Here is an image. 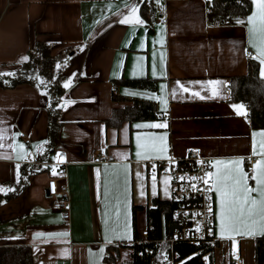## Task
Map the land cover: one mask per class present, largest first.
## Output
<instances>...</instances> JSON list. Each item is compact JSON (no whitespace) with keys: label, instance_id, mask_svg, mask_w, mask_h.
Masks as SVG:
<instances>
[{"label":"crops","instance_id":"obj_1","mask_svg":"<svg viewBox=\"0 0 264 264\" xmlns=\"http://www.w3.org/2000/svg\"><path fill=\"white\" fill-rule=\"evenodd\" d=\"M152 1L146 9L143 0H0V69L17 67L35 42L46 41L63 90L62 125L49 150L51 96L33 83L0 87V194L20 190L0 201V246L31 247L33 264H103L107 249L117 243L126 245L118 248L115 264L131 262L132 206L143 207L136 228L144 238L145 207L155 197L171 196V173L160 161L190 149L212 159L219 241L214 264H236V253L242 264H255V237L264 234L243 226L222 231L217 187L218 177L243 172L252 198L259 199L252 177L264 162V128L252 127L245 106L246 115L238 114L234 106L243 104L230 101L229 93L230 77L246 74L251 60L264 71L260 37L248 24L257 7L251 0L244 21L226 26L207 19V0ZM133 8L143 23H119ZM144 77L158 79L157 88L115 84ZM115 94L153 101L161 119L107 125L114 108L130 103L115 101ZM145 124L166 127L137 128ZM101 151L113 160L98 162ZM250 156L253 172L246 170ZM52 177L71 191L68 222L52 211L54 197L46 192ZM223 214L226 220L231 215L227 205Z\"/></svg>","mask_w":264,"mask_h":264},{"label":"trees","instance_id":"obj_2","mask_svg":"<svg viewBox=\"0 0 264 264\" xmlns=\"http://www.w3.org/2000/svg\"><path fill=\"white\" fill-rule=\"evenodd\" d=\"M144 5V3H143ZM207 19L215 24L230 25L238 21H244L252 7L251 0H207ZM147 9V7L142 6ZM25 57L27 59H25ZM56 57H53L50 46L46 41L35 42L27 55L20 60V70L10 71L1 70L0 87L13 88L22 83L36 84L42 90L47 91L50 97V112L48 118L47 135L49 136V150L58 139V134L62 122L60 120V111L58 99L62 95L60 69L55 65ZM57 74V78L53 80ZM37 77L43 79L41 82ZM157 80L151 78H133L118 79L115 84H124L127 86L144 88V90H155ZM52 81V82H51ZM229 88L230 101L242 103L248 110L249 120L253 128H264V76L259 72L258 61L251 60L248 64L246 74H236L230 77ZM113 99L119 101H129L130 103L123 107L113 109L111 116L106 124L114 127H120L124 122L134 123L136 121L161 119L157 104L153 101L142 99L129 100L125 97L113 95ZM20 190L11 194H0V201L11 199L19 194ZM151 205L145 207L147 220V234L142 237L136 228V213L142 206H132V227L133 238L131 247H133L132 261L128 264H156L173 260L174 264H214V250L219 245L215 243L192 244L189 242L175 241L174 244L169 239L174 233L175 221L173 220V209L175 203L171 200H162L155 197ZM254 246L255 264H264V235L255 237ZM126 244L117 243L107 249L103 264H115L119 260V247ZM150 249V252H146ZM33 249L24 245L0 246V264H33ZM140 253V254H139ZM206 258H208L206 262Z\"/></svg>","mask_w":264,"mask_h":264},{"label":"built area","instance_id":"obj_3","mask_svg":"<svg viewBox=\"0 0 264 264\" xmlns=\"http://www.w3.org/2000/svg\"><path fill=\"white\" fill-rule=\"evenodd\" d=\"M143 3L148 9L153 6L152 0H143ZM246 57L251 58V52H247ZM21 137L26 138L24 134ZM96 159L98 162L107 163L113 160V156L101 151L97 153ZM211 162L212 159L204 156L198 149H190L183 156L170 157L160 161L161 165L168 168L171 173L170 200L175 203L172 215L176 225L174 233L169 239L171 244H174L175 241L189 242L193 245L204 242L213 244L217 240L214 235V186L212 185ZM254 162L255 157H248L246 170L253 172ZM209 173H211L210 177ZM59 179L50 178L46 183V192L49 196L54 197L52 211L59 212L62 219L68 222L70 220L71 191L67 185H59ZM205 180L208 181L207 184ZM146 252L151 253L150 249H146ZM235 255L238 257L235 263L242 264L241 255L239 253Z\"/></svg>","mask_w":264,"mask_h":264},{"label":"snow or ice","instance_id":"obj_4","mask_svg":"<svg viewBox=\"0 0 264 264\" xmlns=\"http://www.w3.org/2000/svg\"><path fill=\"white\" fill-rule=\"evenodd\" d=\"M253 3L257 7V12L248 18V24L252 25L249 28V32L255 37L257 34L260 37V42L262 47L259 50V55L264 57V0H253ZM136 9H132V16H125L124 19H121L119 23L126 24L132 21L142 24L143 21L135 16ZM240 21H238L239 23ZM162 44L163 41H160ZM25 59H27L25 57ZM264 63V61H262ZM155 71V70H154ZM262 76H264V71H262ZM0 75H7L0 74ZM70 83V82H69ZM65 87H68V84H65ZM187 91V89H184ZM175 95V92L173 93ZM193 95H199V93H193ZM203 98V97H201ZM238 114L246 115L243 105L234 106ZM164 128L166 124H145L137 125V128ZM264 135V133H261ZM2 138V137H0ZM164 139V137H160ZM138 147H141L139 144L140 137H137ZM264 155V152L261 153ZM137 156H140V152H137ZM225 167H229L225 165ZM256 169L260 170L258 174L254 177L259 185L258 189L255 191L258 192L259 199H254L251 196V193L254 191L253 188L249 187L246 183V177L243 172H239V166L237 164L238 175L232 176L231 174L225 175L224 177H218V181L222 186L217 187V191L221 195V229L222 231H239L240 227L243 226L248 228L250 231L255 232L259 231L260 234H264V162L258 163ZM54 171V170H53ZM211 176V173L208 174ZM155 180V177H153ZM207 184L208 181L205 180ZM228 206V211L231 215L225 219L223 214V209L225 206ZM258 218V219H257ZM62 236H67V233H60ZM103 250H101L102 252Z\"/></svg>","mask_w":264,"mask_h":264},{"label":"rangeland","instance_id":"obj_5","mask_svg":"<svg viewBox=\"0 0 264 264\" xmlns=\"http://www.w3.org/2000/svg\"><path fill=\"white\" fill-rule=\"evenodd\" d=\"M13 69H19L20 70V65H17V67H15V68H12V69H3V70H5V72L6 71H10V70H13ZM57 74L53 77L54 79L53 80H55L57 77ZM36 78H38V80L41 82L43 79H41L40 77H37V76H35ZM43 82V81H42ZM52 82V81H51Z\"/></svg>","mask_w":264,"mask_h":264}]
</instances>
